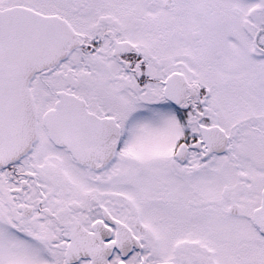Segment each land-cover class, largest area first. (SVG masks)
Returning a JSON list of instances; mask_svg holds the SVG:
<instances>
[{
	"label": "snow or ice",
	"instance_id": "1",
	"mask_svg": "<svg viewBox=\"0 0 264 264\" xmlns=\"http://www.w3.org/2000/svg\"><path fill=\"white\" fill-rule=\"evenodd\" d=\"M0 264H264V0H0Z\"/></svg>",
	"mask_w": 264,
	"mask_h": 264
}]
</instances>
